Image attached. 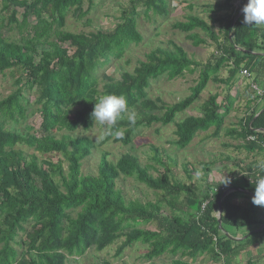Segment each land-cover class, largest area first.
Returning a JSON list of instances; mask_svg holds the SVG:
<instances>
[{
  "label": "trees",
  "instance_id": "16d2710c",
  "mask_svg": "<svg viewBox=\"0 0 264 264\" xmlns=\"http://www.w3.org/2000/svg\"><path fill=\"white\" fill-rule=\"evenodd\" d=\"M0 1L10 11L9 25L21 35L15 45L0 40V74L9 70L25 74V82L19 80L17 89L0 101V264H65L67 257H81L93 246L101 252L121 239L123 244L117 257L142 244L148 246L144 259L149 262L167 254L173 259L171 264H195L204 256L218 262L226 259L228 263L243 251H250L260 240L264 241V229L242 242L233 241L227 233L228 229L256 227L258 230L264 226V220L257 218L259 206L252 203L257 162L247 166L244 185L238 188L241 192L237 188L216 186L200 194L191 186L172 182L157 152L154 162L165 173L158 179L130 156H123L116 163L103 156L98 175L83 176L82 162L91 155L94 146L87 138L73 135L78 129L88 132L95 127L91 113L97 97L114 93L127 98L129 109L138 113L137 121L130 125L128 114H124L113 128L122 137L109 136L103 143L129 146L138 129L173 124L198 100L220 68L231 64L226 80L214 78L216 84L228 90L223 101L218 102V94L211 96L201 107L202 118H185L175 126L178 138L175 144L180 150L187 148L199 133L214 129L213 136L217 137L224 119L238 102L234 86L240 72L249 71L256 86V79L261 78L260 85L264 88V25H245L244 17L234 23L246 0H241L238 10L225 20L214 21L225 24L223 40L198 17L191 16L185 23L172 27L185 34L196 48L207 44L198 33L205 35L217 54L206 64L189 59L182 48L174 46L172 51L158 49L150 53L132 73L123 72L118 79L108 76L104 70L114 65L117 71L116 65L127 52L142 43L138 7L148 18L150 15L165 18L169 14L167 0H135L114 28L98 29L88 35L63 32L72 10L75 16L81 15L84 0ZM86 1L89 8L85 15L94 7V0ZM210 8L211 12L230 11L233 4L226 1ZM16 9L22 10L21 22ZM30 19L36 23L29 37L26 33ZM54 38H57L55 43ZM63 45H69L70 49H64ZM197 71L198 84L183 101L166 106L160 99L148 98L152 82L165 76L172 82ZM33 91L41 117L39 136L10 131L8 125L17 126L26 120L29 101L23 93ZM240 129L241 132L231 131L228 135L243 140L247 152L264 156L261 146L264 144V107L253 109ZM59 133L65 134L58 138ZM23 147L41 156H57L62 160L57 163L54 160L40 163L36 157L28 160ZM121 176L135 177L149 189L167 193L170 197L167 203L173 212L184 214L186 219L177 213L169 216L161 211L160 203L145 206L127 203L116 190V181ZM180 195H185L186 201L178 208ZM240 200L250 202V208L242 206ZM143 222L155 224L156 230L140 229L139 223ZM20 233H24V239L18 242ZM184 258L190 261L184 262ZM246 264L256 263L249 260Z\"/></svg>",
  "mask_w": 264,
  "mask_h": 264
},
{
  "label": "rangeland",
  "instance_id": "374dc122",
  "mask_svg": "<svg viewBox=\"0 0 264 264\" xmlns=\"http://www.w3.org/2000/svg\"><path fill=\"white\" fill-rule=\"evenodd\" d=\"M133 1L135 0H94L93 9L85 15L84 13L88 11L89 3L84 0L81 8V15L75 16L73 14L74 10H72L66 19L63 32L88 35L90 33H95L98 29L110 30L119 24L123 12L132 7L131 3ZM226 1L232 2V10L218 12L210 11L211 8L209 9V7L217 3L223 4ZM240 1L241 0H167L169 14L165 18L154 17L152 15L148 18L143 14V9L138 7L140 13L138 31L143 38L142 43L132 47L127 52L118 66L116 65V68L119 67L117 71L114 65H110L105 68L104 73L118 79L123 72L132 73L138 66V63L144 62L146 56L150 53L158 49L172 51L174 46L182 48L189 59L206 64L217 54L214 46L205 35L198 33L199 37L207 41V44L196 48L192 45V42L187 41L185 34L173 30L172 27L179 22L185 23L187 18L191 16L198 17L211 26L219 39L223 40L225 24L214 23V21L225 20L235 13V10H238L240 6ZM15 11L17 12L18 21L21 22L22 10L16 9ZM9 17L10 11L7 12L4 3L0 1V40L4 41V43L7 42L15 45V43L21 39V35L17 29H13L14 26L12 27L9 25ZM29 21V33L27 32L26 35L30 37L33 33L31 27L35 25L36 22L34 19H30ZM53 42H57V38H54ZM63 48L70 49L69 45H63ZM230 67L231 64H228L220 68L219 73L215 77H212L207 89L201 94L198 100L183 114L179 115L173 124L167 127H163L159 124L153 125L149 129L140 128L134 133L132 143L129 146H123L113 142L103 143L104 139H95L100 132L98 125H95V127L88 132L78 129L73 135L87 138L94 146L91 155L82 162L81 174L83 176H97L103 156H107V160L111 163H116L123 156H130L139 160L141 167L147 169L150 176L154 179H158L165 173L164 169L154 162L155 152H157V154L160 155L162 163L168 168L169 178L172 182H179L191 186L193 190H196V192L200 194L206 191L208 187L222 186L227 189L242 188L247 166L256 163L258 160H264V156H258L256 152H247L244 149V141L238 136H229L228 133L231 131H236L237 133L241 132L240 128L244 126L245 119L251 115L252 110L255 108L260 109L256 103V92H254L250 86L253 81V76L251 79L244 78L240 75L238 76L237 83L240 88L235 91V94H238V102L235 104L233 111L224 119L222 131L217 137L213 136L214 129H211L209 132L199 133L184 150H180L175 144L178 140L175 136V126L177 122L189 117L202 118V105L215 94L219 95V103L223 101L228 90L223 85L216 84L214 78L218 77L221 80H226L229 76ZM100 74L102 73L100 72ZM19 80L25 82V74L17 70H9L4 74H0V101L7 98L17 89V82ZM256 80L255 84H257L260 91H264V88L260 85L262 81L261 78L258 77ZM198 81V71L194 74L186 73L183 78L172 82H169L165 76L151 83V88L147 91L148 98L154 101L160 99L161 103L163 102L166 106L175 105L191 95V90L198 84ZM102 85L103 83L100 85V91ZM23 96L29 101L26 120L20 122L17 126L8 125V129L24 136H39L41 117L35 105L36 94L33 91L31 93H23ZM134 112L138 115L136 111ZM153 114L160 115V112H154ZM138 118H141V116H138ZM63 134L65 133H59L57 137L60 138ZM22 149L28 160L32 157H36L40 163L46 160H54V162L57 163L62 160V158L57 156H41L25 147ZM63 168L66 172V163L63 164ZM224 176L231 179V183L227 186L223 184ZM116 190L121 193L127 203H138L143 206L150 203H160L161 211L167 213L169 216L177 213L178 216L186 219V217L183 216L184 214L173 212L172 208L167 203V200L170 199L167 193L149 189L144 184L139 183L135 177L124 178L121 176L116 181ZM236 191L241 192L240 189ZM164 200H166V202ZM185 201V195H180L177 200L178 208H180L179 206L185 203ZM240 202L244 207L250 208V205L244 200H240ZM260 207L261 206H259L257 218L262 221L264 220V209ZM72 215L75 216L76 212L72 213ZM29 227L30 225L26 226V229L28 230ZM138 227L147 231L156 230V225L153 223H139ZM254 229L255 228L251 229L250 232L253 233ZM233 230L235 229H228L227 233L231 234ZM259 230L260 228L258 231ZM240 231L244 230L241 229ZM250 232H245L242 238L245 239L250 235ZM235 234L236 233H234V235ZM23 239L24 233H20L17 241L21 242ZM122 244L123 239L101 252L97 251L96 247L93 246L81 257H67L65 264H171L173 261L172 257L167 254L151 262L145 260L144 255L148 251V246L142 244L134 245L132 249L126 250L121 257H117V253ZM257 248L258 251L255 250L252 255L250 253V256H248L255 259L257 264H260L259 258L262 255L261 249L264 251V244H260ZM177 259L180 258L177 257ZM182 260L184 262L190 261L189 258H184ZM209 260L211 262L213 260L212 257L204 256L203 258H198L195 264H207Z\"/></svg>",
  "mask_w": 264,
  "mask_h": 264
},
{
  "label": "clouds",
  "instance_id": "9594fccd",
  "mask_svg": "<svg viewBox=\"0 0 264 264\" xmlns=\"http://www.w3.org/2000/svg\"><path fill=\"white\" fill-rule=\"evenodd\" d=\"M242 12L245 25H264V0H247ZM126 113L129 124L135 125L137 114L129 109L127 98L124 95L109 93L97 97L91 113V119H94L100 129L99 135L95 139L103 140L109 136L116 139L121 138L122 133L119 130L113 132V128ZM254 170L256 179L252 203L264 206V160H258ZM230 183L231 179L224 176L223 184L227 186Z\"/></svg>",
  "mask_w": 264,
  "mask_h": 264
},
{
  "label": "crops",
  "instance_id": "0c3cea01",
  "mask_svg": "<svg viewBox=\"0 0 264 264\" xmlns=\"http://www.w3.org/2000/svg\"><path fill=\"white\" fill-rule=\"evenodd\" d=\"M240 76H241V72H240V74H239ZM237 79H238V77H237ZM240 88V86L238 85V83H237V81L235 82V86H234V89H236V91L238 90ZM260 90V89H259ZM262 92V94H264V92L263 91H261ZM240 97V96H239ZM257 104H258V106L262 109L263 107H264V97L263 96H261V98H259V100H257V102H256ZM260 110V109H259ZM247 204H249L250 205V202H248V201H246V200H244ZM241 203V202H240ZM242 206H244L243 204H241ZM247 208V207H246ZM261 208V207H260ZM260 216V215H259ZM253 228H256V227H252L251 229H253ZM250 228L249 229H243L244 231H240V230H237V229H235V230H233L232 231V233L231 234H229V236H230V238L233 240V241H235V242H242L244 239L242 238L243 236V234L245 233V232H250V230H251ZM258 230H255L254 229V232H257ZM253 232V233H254ZM258 232H260V231H258ZM234 233H236L235 235H234ZM252 233L250 232V235H251ZM249 235V236H250ZM246 239V238H245ZM260 244H264V241L263 240H260L259 241V244H256V245H254V246H252V250H250L249 251V249L248 250H245V251H243L242 253H240V255H238V256H236L235 257V259H233V261L232 262H228V263H226L225 262V260H223V261H221V262H218V261H211L210 262V260L207 262V264H246V262L247 261H252V262H254V263H256L257 264V261L255 260V259H253L252 257H249L250 256V253H251V255L254 253L253 251H255V250H257L258 251V246L260 245ZM261 257L259 258V263L260 264H264V251H262V249H261ZM249 255V256H248ZM246 257H248V258H246Z\"/></svg>",
  "mask_w": 264,
  "mask_h": 264
},
{
  "label": "built area",
  "instance_id": "2783aa9c",
  "mask_svg": "<svg viewBox=\"0 0 264 264\" xmlns=\"http://www.w3.org/2000/svg\"><path fill=\"white\" fill-rule=\"evenodd\" d=\"M241 76H243L244 78H247V79H251L252 78L251 73L249 71H247V70L241 71ZM251 87H252L253 91L256 92L257 96H259V97L263 96L262 92L259 90V88L256 85L251 84ZM262 148L264 149V144L263 143H262Z\"/></svg>",
  "mask_w": 264,
  "mask_h": 264
},
{
  "label": "water",
  "instance_id": "95a60500",
  "mask_svg": "<svg viewBox=\"0 0 264 264\" xmlns=\"http://www.w3.org/2000/svg\"><path fill=\"white\" fill-rule=\"evenodd\" d=\"M242 16H243V12H242V9H241L239 11V13L237 14L234 23H236ZM249 196H251V195H249ZM219 217H221V203L219 204ZM219 225L221 226V219H219ZM263 229H264V226H262L259 231H262Z\"/></svg>",
  "mask_w": 264,
  "mask_h": 264
}]
</instances>
